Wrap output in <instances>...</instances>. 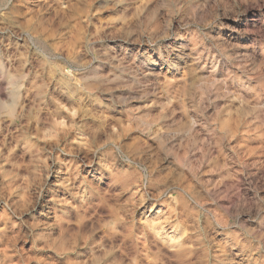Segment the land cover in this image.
Here are the masks:
<instances>
[{"label":"rangeland","instance_id":"1","mask_svg":"<svg viewBox=\"0 0 264 264\" xmlns=\"http://www.w3.org/2000/svg\"><path fill=\"white\" fill-rule=\"evenodd\" d=\"M0 80V264H264V0H0Z\"/></svg>","mask_w":264,"mask_h":264},{"label":"bare ground","instance_id":"2","mask_svg":"<svg viewBox=\"0 0 264 264\" xmlns=\"http://www.w3.org/2000/svg\"><path fill=\"white\" fill-rule=\"evenodd\" d=\"M1 81V80H0ZM1 88V87H0ZM2 94V93H1Z\"/></svg>","mask_w":264,"mask_h":264}]
</instances>
